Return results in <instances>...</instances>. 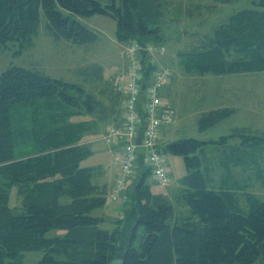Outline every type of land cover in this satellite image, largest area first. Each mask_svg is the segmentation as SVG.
<instances>
[{
    "label": "trees",
    "instance_id": "1",
    "mask_svg": "<svg viewBox=\"0 0 264 264\" xmlns=\"http://www.w3.org/2000/svg\"><path fill=\"white\" fill-rule=\"evenodd\" d=\"M168 5L167 0H0V49L17 46L14 52L21 53L30 47L42 12L55 38L75 44L96 38L79 17L97 13L116 19L120 41L165 43ZM193 36L177 52L187 73L264 71V0L232 12L210 33ZM144 64L146 86L157 66L148 58ZM95 109V97L80 83L17 65L0 74V264H24V253L34 250L44 252L38 264H264V198L251 190L254 179L264 186V132L241 127L218 140L180 138L163 146L164 153L181 154L187 164L177 205L152 192V171L141 152L126 216L108 230L105 218L94 214L108 203L107 184L94 181L101 168L81 165L92 153L84 137L93 122L72 120ZM233 112L204 111L199 128H211ZM208 144L230 147L223 148L217 166L200 154ZM13 185L22 196L17 211L9 204ZM56 228L65 232L48 235Z\"/></svg>",
    "mask_w": 264,
    "mask_h": 264
},
{
    "label": "rangeland",
    "instance_id": "2",
    "mask_svg": "<svg viewBox=\"0 0 264 264\" xmlns=\"http://www.w3.org/2000/svg\"><path fill=\"white\" fill-rule=\"evenodd\" d=\"M165 33L167 38L166 61L164 66H168L172 71L171 81L175 71V100L178 104V115L176 120L171 122V139L196 138L204 141L218 140L223 135L230 134L233 129L247 127L254 132H264V71L256 73L246 83H242L240 94L241 99L245 100L247 90H251L252 97L239 104L245 107L235 115L219 122L217 125L201 130L199 128V118L205 110L214 107V92L212 86L218 76L209 74L206 77L187 73L179 64L177 52L180 47L190 40L193 33L211 32V30L224 20L232 12L241 8L251 7L253 1L260 0H232L230 2H220L216 0H167ZM210 7L203 10L202 7ZM79 19L96 33V38L92 42L74 44L73 42L60 38H55L47 27V20L42 12V22L39 33L35 37L34 43L21 53H15L17 46L0 49V74L10 65L23 66L44 70L54 77L82 84L96 99V107L100 100L105 104L113 103V106L120 111L122 109L123 94L118 90L117 76L121 68L126 65L125 45L126 42L117 38V21L114 17L107 14H94L91 16H80ZM195 39V37H194ZM124 62V63H123ZM159 67H162L160 65ZM167 67V68H168ZM183 69V70H182ZM239 88V84L236 89ZM106 96V97H105ZM103 98V99H102ZM103 103L101 102V105ZM210 106V107H208ZM172 107V106H171ZM253 107V111L247 109ZM173 108V107H172ZM175 109V108H174ZM95 111V110H94ZM95 113V112H92ZM91 113L74 114L72 120H89ZM256 132V133H257ZM103 132H87L84 139L95 138L93 144H89L92 153L82 160V166L103 167L102 176L94 177L98 182L99 178L105 177L111 181L115 176L117 163L114 159L113 150L110 151L107 145L112 147L105 138ZM240 139V138H239ZM238 141L231 140L232 143ZM224 148V147H223ZM223 148L214 144L204 147L201 155L205 156L208 163L218 165L221 163ZM229 146L225 150H229ZM166 154L167 162L172 170L171 181L169 184L159 183L153 175L148 177L150 188L154 194H163L172 199L177 205V195L181 179L187 174V164L183 155L168 151ZM139 166V165H138ZM264 167V162L262 163ZM217 168V167H216ZM138 171V169H137ZM135 175L132 178L134 181ZM253 182V181H252ZM253 190L257 195L264 198V186L254 179ZM131 183V181H130ZM130 185V184H129ZM132 185V183H131ZM22 196L18 187L13 185L10 189L9 204L15 211L21 208ZM128 204L123 202L108 201L105 207L96 210L94 214H100L105 218L102 226L111 230L115 222L126 216ZM64 229L56 228L48 232V235L63 234ZM44 255L43 251L34 250L24 253V264H38Z\"/></svg>",
    "mask_w": 264,
    "mask_h": 264
},
{
    "label": "built area",
    "instance_id": "3",
    "mask_svg": "<svg viewBox=\"0 0 264 264\" xmlns=\"http://www.w3.org/2000/svg\"><path fill=\"white\" fill-rule=\"evenodd\" d=\"M166 52L165 43H141L137 39L126 42L127 64L117 76L118 90L123 94L121 119L118 124L109 125L105 134L106 141L115 149V162L119 164L108 196L111 202L125 203L128 200V183L137 172L141 152L144 163L159 183L169 184L171 181V167L160 144L163 124L174 121L176 114L161 96V89L170 84L172 76L169 68L157 65L158 55ZM146 58L157 67L151 72L150 82L144 86Z\"/></svg>",
    "mask_w": 264,
    "mask_h": 264
},
{
    "label": "crops",
    "instance_id": "4",
    "mask_svg": "<svg viewBox=\"0 0 264 264\" xmlns=\"http://www.w3.org/2000/svg\"><path fill=\"white\" fill-rule=\"evenodd\" d=\"M82 45H86V44H82ZM165 61H166V53L163 55H158V57H157V65L158 66L162 65V67H168V66H164ZM126 64H127V60H126ZM179 64H180V62H179ZM181 68H183V67H181ZM259 72H262V71H259ZM256 73H258V72H238V73H228V74L215 75V76L219 77V78L215 79L216 82L212 85L215 89V92H214V103H215V105L212 108L210 106H208L210 108L205 110V111H208V110L213 109V108H218V107H232L235 109V112H233L229 117L235 115L237 112H239V110L241 111V109H243L245 107V102L247 103L248 98L253 96V94H251V90H247L248 92L245 95V100L241 99V97L243 96L242 94H240V92L242 93V91L240 89L241 85H242V83H244V82L246 83V81L250 80V78H248L247 76H254V75H256ZM173 75H174L173 80L170 82V84L164 86L161 89V96L163 98V102L166 105L172 106L173 108H175V113H176L175 119H174V121H175L176 117L178 115V112H179L178 111V104H177V101L175 100L176 98H175V94L173 92V91H175L174 90L175 85L173 86V84L176 80L175 79V71H174ZM208 75L209 74L200 75V76H202V78H203V77H206ZM238 84H239V88L236 89V86ZM173 87H174V89H173ZM243 101H245V102H244L243 106L240 107L239 104ZM101 102L103 103L102 105H101ZM252 108L253 107H248L247 109L253 111ZM93 112H95V113H91L92 117H90V119H89V121L93 122V130H91L90 132H103L104 138H105V134L108 131L109 125L118 124L120 122V119H121L120 108H119V110L116 109L113 106V103L105 104L104 101L100 100L95 111H93ZM226 119H224V120H226ZM224 120H222V121H224ZM222 121H220V122H222ZM168 124H170V123H164L162 126V134H161V139H160L161 147L165 146L168 142L175 140V139H171V132H170L171 128L169 127ZM94 140H95V138L91 137L88 139H84V142L87 144H93ZM107 146L110 149V151L113 150L112 153H114V151H115L114 147L113 146L110 147L109 145H107ZM100 168H101V166H100ZM103 171H104V169L102 167L101 171L96 176H102V174L104 173ZM118 171H119V164L117 165L115 176L113 177V179L111 181L107 180L105 177L98 179V183L107 184L108 196H109V194L113 188V185L115 183ZM151 175L152 174H150V176ZM132 178L129 180V183H128L129 188L131 186V183L133 182ZM171 178H173L172 170H171ZM130 181H131V183H130ZM176 189L180 190L181 187L179 186V188H176Z\"/></svg>",
    "mask_w": 264,
    "mask_h": 264
},
{
    "label": "water",
    "instance_id": "5",
    "mask_svg": "<svg viewBox=\"0 0 264 264\" xmlns=\"http://www.w3.org/2000/svg\"><path fill=\"white\" fill-rule=\"evenodd\" d=\"M141 140V135L137 138V142L139 143Z\"/></svg>",
    "mask_w": 264,
    "mask_h": 264
}]
</instances>
